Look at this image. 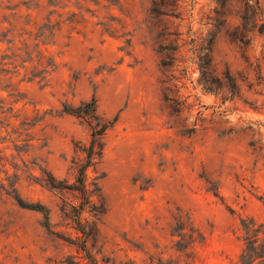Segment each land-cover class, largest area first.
<instances>
[{
  "label": "rangeland",
  "instance_id": "obj_1",
  "mask_svg": "<svg viewBox=\"0 0 264 264\" xmlns=\"http://www.w3.org/2000/svg\"><path fill=\"white\" fill-rule=\"evenodd\" d=\"M244 4L0 0V264H90L62 210L80 196L41 181L76 182L92 130L65 109L93 98L113 122L88 169L93 258L245 264L248 227L264 232V34L234 38ZM201 58L236 95L204 88Z\"/></svg>",
  "mask_w": 264,
  "mask_h": 264
},
{
  "label": "trees",
  "instance_id": "obj_2",
  "mask_svg": "<svg viewBox=\"0 0 264 264\" xmlns=\"http://www.w3.org/2000/svg\"><path fill=\"white\" fill-rule=\"evenodd\" d=\"M218 2L221 7H226L230 0H218ZM261 6V0H245L244 8L239 11L241 14H238L241 25L236 29L235 39L242 43H247L249 34L253 33L257 28L261 34H264V23L259 24L257 19L258 10H261ZM200 66L202 69L201 84H203L206 90L218 92L220 89L227 87L233 96L237 94L238 84L230 72H227V78L230 81L225 84L220 78L217 79L211 75L210 63L207 60L201 58ZM65 112L75 115L78 118H83L91 127L92 134L89 144L80 147V151L86 154V158L84 162L77 164V176L74 184H69L67 181H60L51 174H48L47 178L41 182L48 188L62 194L68 192L78 193L81 199L79 206H68V204H65L62 210L64 215L74 223L76 229L83 235L81 248L86 254V259L90 264H99L86 249L87 242L90 238H93L95 229L91 224L84 223L83 214L89 212L94 220V224L101 223L106 215V207L104 205L93 203L92 196L96 195L100 189L98 184L94 183L95 189L93 191L89 190L88 169L95 166L96 160L103 154L105 147L104 138L108 130L113 126V122L106 120L99 114L98 104L95 98L90 102L83 103L78 108L66 107ZM31 209L44 213L46 218L45 227L49 231H52L49 217L43 212V208L38 205L32 206ZM262 229V226L257 227L256 224L248 227L250 236L247 238V249L243 255L245 264H264V238H261L264 232H262ZM68 264L82 263L72 259Z\"/></svg>",
  "mask_w": 264,
  "mask_h": 264
}]
</instances>
